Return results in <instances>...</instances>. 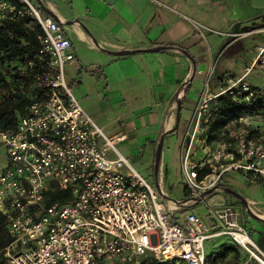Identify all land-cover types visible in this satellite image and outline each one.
<instances>
[{
    "label": "built area",
    "instance_id": "obj_1",
    "mask_svg": "<svg viewBox=\"0 0 264 264\" xmlns=\"http://www.w3.org/2000/svg\"><path fill=\"white\" fill-rule=\"evenodd\" d=\"M22 1L16 7L0 0V22L28 16L40 27V68L27 88L37 94L13 128L0 130V216L8 237L0 264H205V243L221 235L247 255L242 264H264V252L234 211L213 214L218 231L194 212L182 223L172 220L160 192L118 151L124 136L105 135L73 97L65 78L75 63L70 40L52 17ZM256 67L264 71V47L241 77L223 81L214 93L205 83L180 156L188 200L176 209L200 200L228 173L264 179V109L227 122L215 138H201L220 96L246 106L264 96L245 81ZM50 189L72 198L49 203Z\"/></svg>",
    "mask_w": 264,
    "mask_h": 264
},
{
    "label": "crops",
    "instance_id": "obj_2",
    "mask_svg": "<svg viewBox=\"0 0 264 264\" xmlns=\"http://www.w3.org/2000/svg\"><path fill=\"white\" fill-rule=\"evenodd\" d=\"M30 1L43 15L52 17L71 42L75 63L67 68L65 78L73 97L105 135L124 136L117 149L134 169V165L142 168L144 159L149 161L154 184L164 195L162 200L172 220L182 223L186 213L194 212L218 231L221 225L213 214L234 211L238 224L264 252V179L252 181L245 176L250 185L259 188L258 200L252 198V189L233 179L232 173L224 175L216 188L197 202L176 209L188 200L183 182V197L173 201L167 193L173 186L167 184L161 158L157 175L153 171L160 137L164 135V142L179 133L185 135L189 124L179 130L180 122L191 123L208 79L212 76L213 83L208 82L214 93L223 81L244 74L216 75L219 39L204 35L203 27L219 30L217 35L226 38L225 47H235L236 51L242 50L243 40L258 43L254 45V62L264 47L263 0ZM156 47L163 49L150 51ZM210 127L201 138H215L218 128ZM202 206L205 219L199 214ZM207 243L205 264H242L247 260L228 236H216ZM226 249L225 256H217Z\"/></svg>",
    "mask_w": 264,
    "mask_h": 264
},
{
    "label": "trees",
    "instance_id": "obj_3",
    "mask_svg": "<svg viewBox=\"0 0 264 264\" xmlns=\"http://www.w3.org/2000/svg\"><path fill=\"white\" fill-rule=\"evenodd\" d=\"M16 7L24 6L22 0H6ZM40 27L28 16L6 19L0 22V89L5 91L0 99V130L13 128L17 116L23 113L30 97L37 92L27 93L33 73L40 68L38 60V36ZM33 62V67H28ZM264 109V96H258L251 106L238 103L223 95L217 99V107L212 110V129H219L227 122L242 114L260 112ZM49 203H65L71 200L69 191L50 189L47 193ZM0 216V251L7 244L8 237ZM228 250L218 253L225 256ZM147 264H158L149 261Z\"/></svg>",
    "mask_w": 264,
    "mask_h": 264
},
{
    "label": "rangeland",
    "instance_id": "obj_4",
    "mask_svg": "<svg viewBox=\"0 0 264 264\" xmlns=\"http://www.w3.org/2000/svg\"><path fill=\"white\" fill-rule=\"evenodd\" d=\"M30 1V0H29ZM31 2V1H30ZM32 3V2H31ZM264 3V0H263ZM33 4V3H32ZM34 5V4H33ZM43 15V13L41 12ZM219 30H210L205 27H203L202 33L204 35L211 36L212 38L219 39L218 41V51H220L219 56L216 58L215 56V64H214V69L216 70V75L217 74H224L225 72H230L232 75H240L243 74L244 71L249 68L253 57H254V52H255V44L258 43H253L251 39H246L243 40L241 43L243 44L242 50L241 51H236L235 47H230L226 45V38L224 36H218ZM261 44V43H259ZM212 77V76H211ZM211 77L208 79L209 82H211ZM245 81L249 83L250 85L254 87H263L264 86V71L260 70V68L256 67L255 69H252L248 76L246 77ZM213 83V80L211 84ZM5 91L3 89H0V99L4 96ZM188 119V118H187ZM192 121H193V116H192ZM190 121H181L179 130L180 128H184L186 124V128L188 127V124ZM184 135L179 133L175 137H172L171 139H166L163 142L164 149L162 146V149L164 150V156L161 155V161L163 163V166L166 167L167 169V174L164 173V176H167V184H170L173 186V188L170 190H167V193L169 195V198L172 199L173 201L179 200L180 198L183 197L182 195V174H181V164H180V156L182 152V144L184 142ZM187 144V140L184 143V148ZM149 161L144 159L142 163V168H139L137 165H134L135 169L137 172H139V175L150 185H153V187L156 188L158 192L161 193L160 188L156 187L154 184L153 176H152V168L150 167ZM5 163V152L4 149L0 147V168L3 167ZM234 174L233 179L238 182L239 184L249 187L252 189L255 194H253L252 198L255 200H258L259 198V191L258 187L256 185H250L249 180L245 178L246 173H234L231 172L229 174H226L225 177H230L231 174ZM248 188V189H249ZM164 196V195H162ZM257 207V206H256ZM201 214L200 216L205 219L204 217V212L205 209L202 206L200 208ZM207 246L208 243H205V252H207Z\"/></svg>",
    "mask_w": 264,
    "mask_h": 264
},
{
    "label": "water",
    "instance_id": "obj_5",
    "mask_svg": "<svg viewBox=\"0 0 264 264\" xmlns=\"http://www.w3.org/2000/svg\"><path fill=\"white\" fill-rule=\"evenodd\" d=\"M163 47H156L154 49H151V52H158L160 50H162ZM185 53V52H184ZM120 54H123V52H121ZM163 138L164 135H162L156 145V150H155V156H154V166H153V171L154 174L157 175L158 169H159V164H160V158H161V150H162V145H163ZM210 191H207L204 194L209 193ZM230 192V191H229Z\"/></svg>",
    "mask_w": 264,
    "mask_h": 264
}]
</instances>
